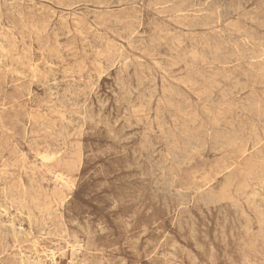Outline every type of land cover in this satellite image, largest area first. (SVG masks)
<instances>
[{
  "label": "rangeland",
  "instance_id": "1",
  "mask_svg": "<svg viewBox=\"0 0 264 264\" xmlns=\"http://www.w3.org/2000/svg\"><path fill=\"white\" fill-rule=\"evenodd\" d=\"M0 228V264H264V0H0Z\"/></svg>",
  "mask_w": 264,
  "mask_h": 264
},
{
  "label": "bare ground",
  "instance_id": "2",
  "mask_svg": "<svg viewBox=\"0 0 264 264\" xmlns=\"http://www.w3.org/2000/svg\"><path fill=\"white\" fill-rule=\"evenodd\" d=\"M138 1V0H137ZM142 4V3H141ZM143 5V4H142ZM61 10H63V9H61ZM65 10V9H64ZM207 25V24H206ZM173 26V25H172ZM184 31V30H183ZM122 43V42H121ZM128 44V43H127ZM192 52H194V51H192ZM198 54V53H197ZM200 57V56H199ZM192 60V59H191ZM204 62V61H203ZM27 66V65H26ZM178 72V71H177ZM179 77V76H178ZM226 80V79H225ZM226 83V82H225ZM159 85V84H158ZM56 86V85H55ZM228 86V85H227ZM250 86H252V85H250ZM54 87V86H53ZM215 87V86H214ZM230 87V86H229ZM232 87V86H231ZM55 88V87H54ZM53 88V89H54ZM237 88V87H236ZM56 89H58V88H56ZM56 89H54V90H56ZM133 90V89H132ZM135 91V90H134ZM161 91V90H160ZM233 91V90H232ZM184 96V95H183ZM70 99V98H69ZM136 99H137V97H136ZM186 100V99H185ZM244 102V101H243ZM246 103V102H245ZM192 104V103H191ZM161 107V106H160ZM103 108V107H102ZM101 108V111L103 110ZM129 110V109H128ZM187 116V115H186ZM259 116V115H258ZM157 121V120H156ZM140 124V123H139ZM221 124V123H220ZM64 125H66V124H64ZM193 125V124H192ZM67 126V125H66ZM224 126V125H223ZM67 128V127H66ZM64 129V128H63ZM70 130V129H69ZM192 134V133H191ZM62 137V136H61ZM196 137V136H195ZM167 149V148H166ZM174 149V148H173ZM251 149V148H250ZM149 157V156H148ZM153 158V157H152ZM144 159V158H143ZM220 162V161H219ZM226 163V162H225ZM157 164V163H156ZM149 169V168H148ZM161 171V170H160ZM159 171V172H160ZM148 172V171H147ZM263 173V172H262ZM213 177V176H212ZM261 178V177H260ZM260 185V184H259ZM195 186V185H194ZM40 187V186H39ZM196 187V186H195ZM212 187V186H211ZM180 188V187H179ZM200 188V187H199ZM168 192V191H167ZM185 193V192H184ZM198 205V204H197ZM52 213V212H51ZM50 215V214H49ZM6 216V215H5ZM45 224H47V223H45ZM10 225V224H9ZM19 225V224H18ZM29 226V225H28ZM48 226V225H47ZM99 226H101V225H99ZM221 226V225H220ZM11 227V226H10ZM31 227V226H30ZM23 228V227H22ZM0 229H2V228H0ZM21 229V228H20ZM19 229V230H20ZM194 229V228H193ZM11 231H13V230H11ZM15 231V230H14ZM100 231H101V229H100ZM9 232H10V230H9ZM5 233H6V231H5ZM8 233V232H7ZM16 233V232H15ZM22 233V232H21ZM6 235V234H5ZM8 235V234H7ZM18 235V234H17ZM16 235V236H17ZM87 236H88V234H87ZM87 238V237H86ZM6 243V242H5ZM76 247V246H75ZM83 247V246H82ZM181 247V246H180ZM184 251V250H183ZM74 252V251H73ZM84 253V252H83ZM164 254V253H163ZM28 256H29V254H27ZM35 256V255H34ZM39 256V255H38ZM28 258V257H27ZM24 261V260H23ZM26 261V260H25ZM37 261H39V260H37ZM88 261V260H87ZM28 262V261H27ZM30 262V261H29ZM32 262H34V260H32ZM31 262V264H35L36 263V260H35V263H32ZM40 262V261H39ZM125 262V261H124ZM38 263V262H37Z\"/></svg>",
  "mask_w": 264,
  "mask_h": 264
}]
</instances>
